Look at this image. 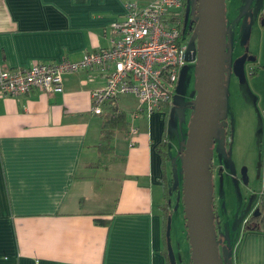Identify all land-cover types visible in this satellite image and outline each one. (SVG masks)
<instances>
[{
  "label": "crops",
  "instance_id": "0c3cea01",
  "mask_svg": "<svg viewBox=\"0 0 264 264\" xmlns=\"http://www.w3.org/2000/svg\"><path fill=\"white\" fill-rule=\"evenodd\" d=\"M149 1L0 0V67L76 62L107 49L124 4ZM108 73L106 67L64 76L61 94L33 90L0 99V264H165L154 145L169 144L166 114L173 107L132 120L136 98L118 96L116 107L136 128L134 144L116 132L110 165L88 168L99 158L101 124L90 112V94L106 85ZM258 186L242 221L256 213L264 193V152ZM230 261L264 264V214L258 231L239 230Z\"/></svg>",
  "mask_w": 264,
  "mask_h": 264
},
{
  "label": "rangeland",
  "instance_id": "374dc122",
  "mask_svg": "<svg viewBox=\"0 0 264 264\" xmlns=\"http://www.w3.org/2000/svg\"><path fill=\"white\" fill-rule=\"evenodd\" d=\"M224 10V54L226 71L213 129V142L209 147L211 161L208 182L210 199L215 218V237L227 248L222 264L231 260L238 232L242 228V214L253 203L261 180V158L264 152V70L259 68L253 77L248 67H257L260 58L264 64V26L259 16L264 12V0H223ZM196 0H186L181 32L197 16ZM249 25L247 35L245 31ZM196 42V41H195ZM245 54L243 81L239 82L233 72V63ZM261 65V64H260ZM195 61L183 64L182 84L172 93L173 112L166 117L168 156L176 172L177 187L169 190L168 237L175 264H188L189 245L185 240L183 205L181 200L182 164L188 122L193 114L195 96ZM128 104V103H127ZM130 117V113L127 115ZM127 119V118H126ZM228 131L224 136L222 131ZM105 159L104 166L110 165ZM171 171V169H170ZM98 177V176H97ZM251 214L247 215V218ZM240 228V229H239Z\"/></svg>",
  "mask_w": 264,
  "mask_h": 264
},
{
  "label": "built area",
  "instance_id": "2783aa9c",
  "mask_svg": "<svg viewBox=\"0 0 264 264\" xmlns=\"http://www.w3.org/2000/svg\"><path fill=\"white\" fill-rule=\"evenodd\" d=\"M124 17L111 22V45L86 53L76 62L34 63L28 68L0 67V99L24 96L33 90L61 94L64 76L92 68L109 67L106 85L90 94V112L101 116L105 104L118 96L136 98L129 119L147 118L160 105L172 104L180 68L185 59L186 40L178 30L180 0H151L143 4H124ZM248 72H252L248 67ZM136 128L125 130L128 147L133 146Z\"/></svg>",
  "mask_w": 264,
  "mask_h": 264
},
{
  "label": "water",
  "instance_id": "95a60500",
  "mask_svg": "<svg viewBox=\"0 0 264 264\" xmlns=\"http://www.w3.org/2000/svg\"><path fill=\"white\" fill-rule=\"evenodd\" d=\"M197 14L191 36L186 42L185 61H195L196 85L193 100V114L188 122L183 152L181 202L187 243L190 250V264H222L227 248L215 237L213 212L208 182L211 155L209 147L213 142V129L217 120L219 102L222 97L223 74L226 67L224 54V4L223 0H196ZM264 26V17L260 19ZM249 25L244 34L247 35ZM197 38L195 48L194 39ZM245 54L233 63V72L239 82L243 81ZM183 66L178 75L177 87L182 84ZM172 114V110H171ZM172 189L177 187L176 172L171 167ZM169 217L165 226V250L168 264H175L168 237ZM226 264H231L230 259Z\"/></svg>",
  "mask_w": 264,
  "mask_h": 264
},
{
  "label": "trees",
  "instance_id": "16d2710c",
  "mask_svg": "<svg viewBox=\"0 0 264 264\" xmlns=\"http://www.w3.org/2000/svg\"><path fill=\"white\" fill-rule=\"evenodd\" d=\"M185 4L186 0H180V8L177 12V17L179 18V24H178V30L181 34V26H182V21H183V15L185 12ZM264 15V13H263ZM262 15V16H263ZM183 38V36H181ZM185 40V38H183ZM259 68H263V66L258 65L257 67L253 68L252 72L249 74L251 77H254L256 74V71ZM164 107L166 104H163ZM168 107V106H166ZM168 114V112H167ZM166 114V116H167ZM101 118V124H100V138H99V143L97 145V153H98V160L95 163H90L87 165L88 168L90 169H98L100 166H102L104 160L108 158L109 156L113 155L114 153V147H113V139L116 134V132H121L124 133V131L127 129L128 122L125 119L126 115L124 112H121L115 105V100H111L107 102L103 108V114L100 116ZM228 131H222V135L224 136L227 134ZM168 148L169 144H167L163 139L159 141V143H156L154 145V150L156 151V154H158L160 158V168L162 172V176L160 177L161 180V186H162V196H163V201L162 204H158L157 208L159 210V214L161 215L162 218V234H161V239H162V244L163 247L161 250V254L164 258L165 264H168V259H167V254L165 250V238L164 233H165V226L164 224L166 223V219L169 216V211L171 209L169 205V190L172 189V173L170 171L171 165L169 166L170 169L167 170V165L169 162V156H168ZM212 207V204H211ZM213 212V220L215 218L213 207L212 211ZM264 214V193L260 194L258 197V202L256 206V213L251 214L248 219H245L242 221V231L248 232V230H256L258 231V225H259V220L260 217ZM98 224H106L107 222L104 220H97ZM185 226V225H184ZM215 229V227H214ZM186 232H185V240L187 242V237H186ZM220 245L223 246V243L220 242ZM190 256L188 261V264H190Z\"/></svg>",
  "mask_w": 264,
  "mask_h": 264
},
{
  "label": "flooded vegetation",
  "instance_id": "af4514ba",
  "mask_svg": "<svg viewBox=\"0 0 264 264\" xmlns=\"http://www.w3.org/2000/svg\"><path fill=\"white\" fill-rule=\"evenodd\" d=\"M263 15V14H262ZM261 14H260V16H259V20L260 19H263V17H264V15L262 16ZM195 19H196V17H195ZM195 19H193L194 21H191V23H190V25L188 24L187 26H186V29L184 30V31H182L181 32V36H183V38H185V40L186 41H188V39H189V37L191 36V33H192V29H193V27H194V23H195ZM196 41V42H195ZM197 38H195L194 39V45H195V48H196V46H197ZM253 70V69H252ZM251 73V72H250ZM249 73V74H250ZM178 80V79H177Z\"/></svg>",
  "mask_w": 264,
  "mask_h": 264
}]
</instances>
